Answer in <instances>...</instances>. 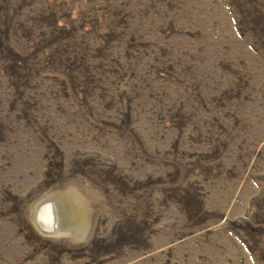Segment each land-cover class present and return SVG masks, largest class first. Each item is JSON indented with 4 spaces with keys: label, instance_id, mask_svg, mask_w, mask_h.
<instances>
[{
    "label": "rangeland",
    "instance_id": "obj_1",
    "mask_svg": "<svg viewBox=\"0 0 264 264\" xmlns=\"http://www.w3.org/2000/svg\"><path fill=\"white\" fill-rule=\"evenodd\" d=\"M0 264H264V0H0Z\"/></svg>",
    "mask_w": 264,
    "mask_h": 264
},
{
    "label": "bare ground",
    "instance_id": "obj_2",
    "mask_svg": "<svg viewBox=\"0 0 264 264\" xmlns=\"http://www.w3.org/2000/svg\"><path fill=\"white\" fill-rule=\"evenodd\" d=\"M54 204L52 205L51 203H43L39 205L36 213L38 218L41 216L40 219V226L43 228V231L47 234H53L55 233L54 230L55 227H57V215L55 208L53 207ZM40 215V216H39ZM59 230V228H58Z\"/></svg>",
    "mask_w": 264,
    "mask_h": 264
},
{
    "label": "water",
    "instance_id": "obj_3",
    "mask_svg": "<svg viewBox=\"0 0 264 264\" xmlns=\"http://www.w3.org/2000/svg\"><path fill=\"white\" fill-rule=\"evenodd\" d=\"M33 219H34V222L37 224L38 222H37V216H36V214H34Z\"/></svg>",
    "mask_w": 264,
    "mask_h": 264
}]
</instances>
